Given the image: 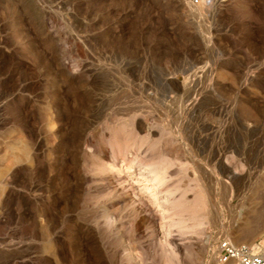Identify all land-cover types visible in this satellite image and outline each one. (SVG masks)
<instances>
[{
  "label": "rangeland",
  "instance_id": "374dc122",
  "mask_svg": "<svg viewBox=\"0 0 264 264\" xmlns=\"http://www.w3.org/2000/svg\"><path fill=\"white\" fill-rule=\"evenodd\" d=\"M0 0V264H218L264 231V0Z\"/></svg>",
  "mask_w": 264,
  "mask_h": 264
},
{
  "label": "built area",
  "instance_id": "2783aa9c",
  "mask_svg": "<svg viewBox=\"0 0 264 264\" xmlns=\"http://www.w3.org/2000/svg\"><path fill=\"white\" fill-rule=\"evenodd\" d=\"M199 6L203 0H187ZM218 264H264V231L261 238L253 243H237L225 239L218 245Z\"/></svg>",
  "mask_w": 264,
  "mask_h": 264
},
{
  "label": "bare ground",
  "instance_id": "6f19581e",
  "mask_svg": "<svg viewBox=\"0 0 264 264\" xmlns=\"http://www.w3.org/2000/svg\"><path fill=\"white\" fill-rule=\"evenodd\" d=\"M203 4V3H202ZM200 6V5H199Z\"/></svg>",
  "mask_w": 264,
  "mask_h": 264
}]
</instances>
